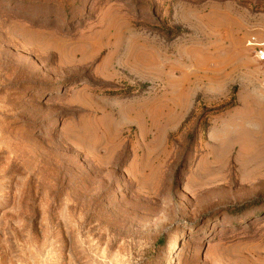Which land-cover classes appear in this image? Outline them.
I'll list each match as a JSON object with an SVG mask.
<instances>
[{"label": "rangeland", "instance_id": "1", "mask_svg": "<svg viewBox=\"0 0 264 264\" xmlns=\"http://www.w3.org/2000/svg\"><path fill=\"white\" fill-rule=\"evenodd\" d=\"M264 0H0V264H264Z\"/></svg>", "mask_w": 264, "mask_h": 264}, {"label": "built area", "instance_id": "2", "mask_svg": "<svg viewBox=\"0 0 264 264\" xmlns=\"http://www.w3.org/2000/svg\"><path fill=\"white\" fill-rule=\"evenodd\" d=\"M250 43L254 44L255 55L261 62H263L264 65V42H254L253 40H250ZM263 78H264V72H263Z\"/></svg>", "mask_w": 264, "mask_h": 264}]
</instances>
